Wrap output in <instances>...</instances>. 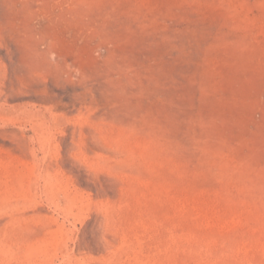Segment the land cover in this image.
Segmentation results:
<instances>
[{
    "label": "rangeland",
    "instance_id": "374dc122",
    "mask_svg": "<svg viewBox=\"0 0 264 264\" xmlns=\"http://www.w3.org/2000/svg\"><path fill=\"white\" fill-rule=\"evenodd\" d=\"M0 264H264V0H0Z\"/></svg>",
    "mask_w": 264,
    "mask_h": 264
}]
</instances>
